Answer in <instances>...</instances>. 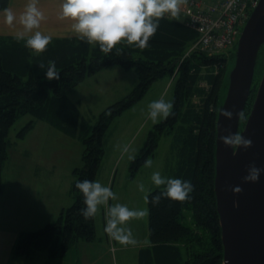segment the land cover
I'll use <instances>...</instances> for the list:
<instances>
[{
  "label": "trees",
  "instance_id": "obj_1",
  "mask_svg": "<svg viewBox=\"0 0 264 264\" xmlns=\"http://www.w3.org/2000/svg\"><path fill=\"white\" fill-rule=\"evenodd\" d=\"M8 4L9 0H0V11ZM198 35V30L184 20L166 15L150 37L149 46L143 49L118 43L105 53L98 44L66 36L53 38L37 55L25 47L23 40L0 35V194L9 130L23 115L44 120L68 135H78L83 143L82 165L72 170L73 202L61 209L55 221L36 230L20 231L14 244L15 255L44 250L48 258H54L79 241L95 238V219L82 215L83 195L75 187V181L95 179L104 152V134L113 118L139 101L154 81L176 76L172 114L149 131L143 148L130 162V174L133 176L153 154L159 139L178 125V138L184 145L175 176L191 180L193 190L183 201L165 196L153 203L151 195L160 188L147 194L150 244L139 249L138 264H223L221 226L213 188L215 123L227 75L226 61L235 49L229 50V54L221 51L211 55L200 49L188 51ZM50 60L60 69L59 79H47L46 68L39 65L41 62L47 65ZM109 66L133 68L138 81L127 95L105 107L93 125L82 120L79 126V108L69 93L86 77ZM202 68L206 69L204 75L200 74ZM201 78L206 88H197ZM254 84L253 80V87ZM192 95H200L197 105L192 103ZM245 107L249 108L248 103ZM33 125L34 120L30 119L18 136L23 137Z\"/></svg>",
  "mask_w": 264,
  "mask_h": 264
},
{
  "label": "rangeland",
  "instance_id": "obj_2",
  "mask_svg": "<svg viewBox=\"0 0 264 264\" xmlns=\"http://www.w3.org/2000/svg\"><path fill=\"white\" fill-rule=\"evenodd\" d=\"M195 43L188 51L197 50L194 47ZM233 48L235 49V46L223 51L228 53ZM258 49L254 64V90L247 102L249 108H245L240 117L242 126L255 99L259 80L264 74V42ZM234 58V55L228 56L227 71L234 65ZM205 71L206 69L202 68L200 74L204 75ZM175 80L176 76H164L154 81L139 101L113 118L104 134V152L95 179L111 185L121 203L145 210L143 217L133 218L127 222L132 228L136 242L124 245L109 236L105 231L108 205H101L94 216L95 238L74 244L65 258L79 259V264L89 256L95 257L94 264H137L138 248L149 240L145 197L150 191L163 187L153 184L151 173L154 170H159L167 176H175L177 173L181 162L179 153L184 145L178 138L179 126L159 139L153 154L147 158L151 160V165L143 163L133 176L130 174L132 160L128 159V155L131 153L136 156L139 153L149 131L162 120L154 123L147 116L149 102L161 97L172 100ZM137 81V74L133 68L125 69L120 66H109L86 77L69 93L79 108V126L82 120H87L89 126L93 125L98 114L108 105L127 95ZM196 86L207 87L202 78L198 80ZM190 98L192 103L197 105L201 97L192 95ZM30 119L34 120L33 127L23 137H19L18 132ZM88 130L89 127L87 132ZM125 145L129 149L128 152L123 151ZM82 152L83 143L78 135H68L29 114L17 119L9 130L7 159L3 164L5 191L0 194V226L12 227L18 234L20 231L36 230L46 223L55 221L61 209L68 207L74 200L71 193L74 180L72 170L82 165ZM19 167L29 170L25 179L20 176ZM50 169L56 172L52 176L49 174ZM141 181L145 185L144 191L137 187ZM28 199L34 204L41 203L39 209L31 210ZM111 203L115 201L110 199L109 204ZM8 231L10 232V229Z\"/></svg>",
  "mask_w": 264,
  "mask_h": 264
},
{
  "label": "clouds",
  "instance_id": "obj_3",
  "mask_svg": "<svg viewBox=\"0 0 264 264\" xmlns=\"http://www.w3.org/2000/svg\"><path fill=\"white\" fill-rule=\"evenodd\" d=\"M37 5L38 0H29L25 10L19 14L18 20L17 14L9 7H4L3 13L7 24L13 25L14 22H18L22 25L13 35L17 40H23L25 47L34 50L38 55L47 48L53 40V35L40 30L45 14ZM166 13L174 18L179 17L180 0H61L59 14L62 18L72 21L70 30L77 35L78 39L90 44H98L103 52L108 53L118 43H126L141 49L147 48L150 37L156 33L160 20ZM39 65L41 68H46L44 75L47 79L60 78V69L54 60H50L47 65L43 62ZM172 111V100H166L163 97L151 100L147 106V116L154 123L168 118ZM233 114L230 109L224 110V115L228 118H231ZM222 139L226 145L242 144L247 147L252 144L251 138L245 137L240 132L229 133ZM123 151H129L126 145ZM128 159L133 160L135 156L129 153ZM145 163L150 166L152 162L146 160ZM261 172H264V168L252 164L245 179L257 180ZM151 180L154 185L163 186L160 191L151 195L153 203H158L161 197L165 196L183 201L193 190L191 180L180 176L163 175L159 170L151 173ZM75 187L83 195L84 207L81 213L86 219L94 217L99 206L107 204L105 231L121 244L136 242L132 228L127 222L133 218L143 217L144 209L121 203L113 187L98 179H77ZM137 187L140 191L145 189L142 181L138 182ZM110 199L115 203L109 204ZM145 199H148V196Z\"/></svg>",
  "mask_w": 264,
  "mask_h": 264
},
{
  "label": "water",
  "instance_id": "obj_4",
  "mask_svg": "<svg viewBox=\"0 0 264 264\" xmlns=\"http://www.w3.org/2000/svg\"><path fill=\"white\" fill-rule=\"evenodd\" d=\"M257 3L238 37L235 63L226 72L216 112L213 188L223 264H264V172L257 180L245 179L252 164L264 168V74L245 124L240 123L253 89L258 48L264 42V0ZM225 109L234 113L231 118L224 115ZM232 132L251 138L252 144L226 145L222 137Z\"/></svg>",
  "mask_w": 264,
  "mask_h": 264
},
{
  "label": "built area",
  "instance_id": "obj_5",
  "mask_svg": "<svg viewBox=\"0 0 264 264\" xmlns=\"http://www.w3.org/2000/svg\"><path fill=\"white\" fill-rule=\"evenodd\" d=\"M257 2L258 0H180V17L177 18L198 30L194 47L211 55L237 43L242 26ZM165 15L171 17L167 13Z\"/></svg>",
  "mask_w": 264,
  "mask_h": 264
},
{
  "label": "crops",
  "instance_id": "obj_6",
  "mask_svg": "<svg viewBox=\"0 0 264 264\" xmlns=\"http://www.w3.org/2000/svg\"><path fill=\"white\" fill-rule=\"evenodd\" d=\"M29 0H9L7 7L11 8L17 14V20L19 14L25 10V7ZM45 14V18L41 21L40 30L49 32L56 37L77 36L70 30L71 20L68 18H62L60 16L61 0H38L37 5ZM18 22H14L13 25H9L5 22L3 10L0 11V35L14 36L13 33L21 28ZM126 73V72H125ZM20 176L25 179L26 174L29 172L26 168H18ZM56 172L54 169L49 170L50 176ZM38 176V175H37ZM39 178V177H38ZM5 191V185L3 181V191ZM1 193V194H2ZM38 196V195H37ZM31 210H38L41 203L34 204L31 199H28ZM9 203H7L8 205ZM95 218V217H94ZM106 220V216H105ZM104 221V220H103ZM104 225V224H103ZM10 229V232L8 231ZM17 237V232L12 227L0 226V264H79V259L65 258L67 252L54 257L48 258L46 251L34 250L29 255H15L14 244ZM150 241L144 243L138 248L147 246ZM136 253V260L138 264V252ZM87 261V263H85ZM95 257H88L82 260V264H94Z\"/></svg>",
  "mask_w": 264,
  "mask_h": 264
}]
</instances>
